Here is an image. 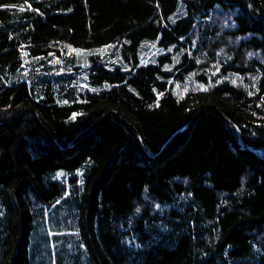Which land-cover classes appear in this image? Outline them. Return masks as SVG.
<instances>
[{"label": "trees", "instance_id": "obj_1", "mask_svg": "<svg viewBox=\"0 0 264 264\" xmlns=\"http://www.w3.org/2000/svg\"><path fill=\"white\" fill-rule=\"evenodd\" d=\"M0 264H264V0H0Z\"/></svg>", "mask_w": 264, "mask_h": 264}]
</instances>
